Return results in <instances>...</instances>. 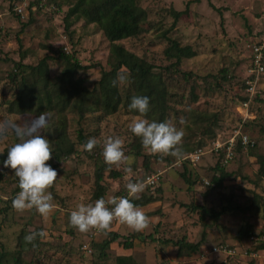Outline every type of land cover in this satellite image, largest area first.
Returning a JSON list of instances; mask_svg holds the SVG:
<instances>
[{"label": "rangeland", "instance_id": "1", "mask_svg": "<svg viewBox=\"0 0 264 264\" xmlns=\"http://www.w3.org/2000/svg\"><path fill=\"white\" fill-rule=\"evenodd\" d=\"M73 1L42 0L39 7H34L32 14L19 18L8 0H0V121L12 119L24 124L38 118L8 113V104L15 99L16 94V84L11 82L10 74L20 61L35 66L48 55L57 58L63 49L75 55L84 66H91L82 76L89 90L94 93L98 91L102 71L109 70L110 43L95 26H87L84 21L74 23L66 31L65 16ZM188 2H193L189 15L179 22L169 36L196 50L197 56L185 60L181 66L183 72L192 73L193 77L190 82H185L181 75L167 76L172 122L184 130L183 152L186 150L185 145L196 148L210 144L211 136L202 135L199 123L193 122L199 121L201 117L214 124L213 116L217 113L220 120L215 130L224 138L232 134L238 124V90L243 86L251 63L250 46L264 36V0H142V6L151 13L152 22H155V26L158 24L160 31H164L155 32L154 28L150 29L144 24L145 34L138 39L124 41V46L158 67L156 72H165L171 63L164 55L168 42L163 34L173 24L168 12L173 9L184 11ZM27 22H30L28 26L23 27ZM50 69L51 74L57 76L62 66L53 61ZM222 70H225L223 75H226V80L221 82L216 77L222 74ZM193 86L198 96L196 102L191 98ZM252 111L256 120L248 133L256 141L257 147L237 153L227 168L232 176L220 189L210 188L213 187L211 178L216 174L214 167L217 157L208 155L199 164H189L183 160L177 163L171 156L161 158L148 155L144 150L141 156L135 155L130 149L135 135L130 131L129 124L138 117L127 114L123 108L103 120L99 119L101 113H94L81 121L87 141L95 138L98 142L91 152H86L77 144L79 119L69 113L68 136L76 144L78 153L59 163V166H55L53 156L47 162L58 173L54 187L49 190L56 207L47 219L35 209L23 213L13 209L12 198L19 188L18 178L13 169L0 164V174L3 175L0 181V253L3 248L14 252L22 232H25V238L30 232L44 231L47 237H38L34 244L29 245L24 239L25 264H91L92 260H97L101 249L94 247L93 243L101 244L108 238L107 234L95 230L82 234L70 225L69 217L80 203L96 201L93 198L97 189L96 170L98 164L104 161L103 142L111 136L124 141V152L132 157L130 167L133 171L128 176L124 171L125 165L119 168L106 165L102 182L106 189L104 199L117 197L120 191L127 192L126 184L129 181L138 182L148 174L161 171L163 177L160 185L155 189L146 188L141 194L152 196L155 200L141 207L150 217L151 224L143 232L137 233L145 237L158 231L156 238L160 240L176 241L186 237L191 243L202 242L203 245L196 254L179 256L178 248L150 239L143 241L136 238L132 250H126L122 238L106 251L108 262H113L118 256H131L140 264H263L264 252L258 253L259 257L253 259L251 254L254 251L245 254L249 247L254 248L253 242L239 244L235 236L242 226L250 224L255 236L264 238V178L259 176L258 161L259 156H264V83L262 95L253 104ZM181 117L185 121L183 125L179 123ZM38 119L43 125L40 135L49 139L53 151L59 117L49 113ZM189 125L191 129H187ZM18 142L12 133L6 140H0V155ZM188 154L184 152V157ZM145 155L150 156L149 170H146L144 163ZM185 170L192 183L198 180V184L194 186L186 182L182 176ZM113 171L121 176L112 178ZM159 189L161 193H157ZM227 201L234 206H251L253 209L243 214L235 210L226 213L217 226L212 224L209 219L211 216L206 215L205 226L199 214L188 212L185 207L197 204L220 210ZM110 231L122 237L136 233L119 222H114ZM233 246L238 249V256L228 260L221 247Z\"/></svg>", "mask_w": 264, "mask_h": 264}, {"label": "trees", "instance_id": "2", "mask_svg": "<svg viewBox=\"0 0 264 264\" xmlns=\"http://www.w3.org/2000/svg\"><path fill=\"white\" fill-rule=\"evenodd\" d=\"M199 2L200 0H196ZM11 2V8L14 11L15 2ZM42 0H33L31 6L28 8L26 15L28 13H33V8L40 6ZM193 3V2H192ZM187 4L184 11H177L175 9L168 12V16L172 17V26L164 32V37L168 42V46L164 51L165 58L171 63L167 66L164 71L156 72V67L154 64L150 63L145 57H140L134 52L128 50L123 42L126 40L138 39L145 34L144 24H147L150 29L155 30V32H162L158 28V24L155 26V22H152L149 10L142 6V0H74L68 9L65 16L66 31H69L74 23L79 21H84L87 26H95L100 32L103 33L107 41L110 43V52L108 59L109 70H103L101 79L98 82V91L96 93L92 92L86 86V80L82 76L84 71L91 68L81 64L75 55H70L65 50L61 49L57 58L55 56L48 55L44 57L37 65H27L23 61H20L15 70L10 74L11 82L16 84V94L15 99L8 104V113L14 115H33L35 117H42L49 113H55L59 117V128L56 134L55 146L52 156L56 161L55 166H59V163L65 161L69 157H72L78 153L77 146L73 143L68 136V114L75 115L78 117L79 122V132L77 144L84 145L87 142L84 136V131L81 128V121L85 120L89 115L94 113H101L99 118L103 120L109 116L115 115L124 109L127 114L139 117V113L135 110H129V104L131 103L132 97L134 96H147L150 98L149 112L147 113V119L150 121H172L171 112L172 108L169 102V79L173 74L181 75L185 82H190L193 74L189 72H183L181 66L185 60H191L197 56L196 50L190 45H182L175 38H171L169 34L176 30L179 22L190 13V5ZM15 13V11H14ZM25 15V16H26ZM19 18L22 16L17 15ZM32 21V19H31ZM30 22H27L25 26L27 27ZM24 31V29L22 30ZM57 59V60H56ZM55 61L58 65L61 64L62 69L57 76L51 74V63ZM117 73H124L128 76V83L125 87H113L111 82L117 76ZM219 77H216L218 81H225L226 75L225 70L221 71ZM168 76V77H167ZM243 86L238 90V100L237 105L239 106L242 102L247 101V99L241 96V91ZM191 95L192 100L196 102L198 100L197 94H195V86L192 87ZM95 97V99H93ZM260 97L251 101V110L253 104L258 101ZM238 115V114H237ZM220 118L217 113L213 116V123L205 118H200L199 121H193L199 123L201 127L202 135L211 136V142L209 145H203L196 148L185 145V153H193L198 149L209 148L212 143L216 140L219 132L215 130L217 123ZM256 120V119H255ZM246 121L243 124L241 116L238 115L237 123L243 124L244 132L251 137L248 133L249 127L254 123V121ZM190 125L187 129H191ZM253 140V138L251 137ZM254 147H249V149H256V141ZM132 152L141 156V152L144 150L141 144V139L135 136L134 143L131 145ZM248 149V150H249ZM237 153H242L244 149L240 144L236 147ZM145 151V150H144ZM88 152V151H86ZM245 152V151H244ZM8 150L4 154L0 155V164L4 166V161L7 159ZM93 158V156L91 155ZM216 158L215 156H213ZM224 155L216 158V164L214 170L216 174L211 178V184L213 187L211 189H220L223 187L224 182L232 176L227 172L229 165L225 166L222 164ZM149 159L150 156H144V163L146 165V170H149ZM259 176L264 178V156H259ZM189 164H199L188 162ZM106 164L101 161L98 164L96 170V192L94 193V200L99 198H105L106 189L102 182L104 181V171ZM112 178L117 179L121 175L117 172H111ZM149 175V174H148ZM147 176V175H146ZM188 184H193L194 186L198 184V180H194L192 183L190 177H188V172L182 175ZM3 175L0 174V181H2ZM145 179V178H144ZM142 179L141 181H143ZM137 182V181H134ZM156 188V187H155ZM147 188V189H155ZM20 191L19 188L13 193V198ZM117 195V197H126L127 192H122ZM162 190H157V193H161ZM257 196L254 197L256 201ZM155 199L150 196H141L138 200H133L132 202L138 207H145L146 205L153 202ZM188 212L197 213L200 216V220L206 226V215H210L209 218L212 224L217 226L221 218L229 212L238 211V214L246 213L251 211L253 207H242L239 205H233L231 202H224L220 210H215L214 208L208 209L206 206H201L197 204H191V206H185ZM234 211V212H235ZM204 231V237H205ZM253 228L250 224H246L241 227L238 231L235 239L238 240L239 244L245 241H251L252 237H255L253 233ZM24 233L22 232L19 238V243L17 249L14 252H8L3 248L0 253V263L1 264H25L23 260V252L26 248L24 244ZM158 231L150 236L143 237L139 233L132 234L128 237H122L116 232L109 231L107 233V239L101 244L93 243L94 247H100V254L96 259L92 260L91 264H140L131 256H118L113 262H108V256L106 251L113 245L116 244L120 239L123 238V248L126 250H132L134 247V241L136 238H140L143 241L149 240L152 242H158L161 244L172 245L178 248V255H193L198 253L203 243H191L186 237L180 240H165L157 239ZM259 241H254V248L249 247L246 251L247 253L264 252V238H258ZM203 240V239H202ZM252 242V241H251ZM31 245V243H29ZM232 250H236V256H227V259L236 258L238 256V249L236 247H227ZM254 259V258H253ZM256 260V259H255Z\"/></svg>", "mask_w": 264, "mask_h": 264}, {"label": "clouds", "instance_id": "3", "mask_svg": "<svg viewBox=\"0 0 264 264\" xmlns=\"http://www.w3.org/2000/svg\"><path fill=\"white\" fill-rule=\"evenodd\" d=\"M126 83L128 76L124 73H117L111 82L113 87ZM149 104L150 98L147 96L132 97L129 110L137 111L139 117L134 118L129 124L130 131L141 139L146 154L161 158L171 156L175 158V162L180 163L184 158L183 128H178L170 120L157 122L147 119ZM179 123L180 125L185 123L183 117ZM42 127L38 118L24 124L5 119L0 121V140H6L10 133L19 140L8 148L7 159L3 162L4 167L13 169L18 178L20 191L12 200L13 209L18 213L35 209L41 217L47 219L56 207L49 190L54 187L58 173L47 163L52 159L53 151L49 139L40 135ZM97 143L95 138H89L82 148L91 152ZM102 155L106 165L117 168L125 165V173L131 176L132 157L125 155L124 141L121 138L111 136L106 138L103 142ZM146 186L145 181H129L126 184L128 193L126 197L113 196L107 200L99 198L94 203H80L76 210L71 211L69 223L82 234L93 230L107 234L114 222H119L133 232H143L149 228L151 219L132 201L141 198ZM38 237L45 239L47 233L30 232L24 239L26 243L34 244Z\"/></svg>", "mask_w": 264, "mask_h": 264}, {"label": "built area", "instance_id": "4", "mask_svg": "<svg viewBox=\"0 0 264 264\" xmlns=\"http://www.w3.org/2000/svg\"><path fill=\"white\" fill-rule=\"evenodd\" d=\"M15 2L14 11L17 15L24 17L28 8L31 6L33 0H13ZM11 3V2H10ZM251 63L247 71L245 78L244 87L241 91V96L247 101L242 102L237 106V114L241 116L243 124L246 121H253L256 119V115L251 110V101L262 95L263 83H264V36L256 39L250 46ZM243 124H237L232 130V134L224 138L218 135L216 140L212 143L209 148L198 149L193 153L188 154L183 158L184 162L201 163L206 156L211 155L220 157L224 155L222 164L227 166L230 165L236 158L238 144L247 151L249 147H254L255 142L249 135L244 132ZM163 177V172L157 171L145 176L143 181L146 182V188H155L160 185ZM209 184V182H208ZM258 238L252 237L251 241H257ZM221 249L227 254V256H236V250L229 249L227 247H221ZM248 255L247 252H245ZM253 258L259 257L258 253L254 252L251 254Z\"/></svg>", "mask_w": 264, "mask_h": 264}, {"label": "crops", "instance_id": "5", "mask_svg": "<svg viewBox=\"0 0 264 264\" xmlns=\"http://www.w3.org/2000/svg\"><path fill=\"white\" fill-rule=\"evenodd\" d=\"M9 1V0H8ZM33 10H34V8H33ZM262 263L264 264V262L262 261Z\"/></svg>", "mask_w": 264, "mask_h": 264}]
</instances>
